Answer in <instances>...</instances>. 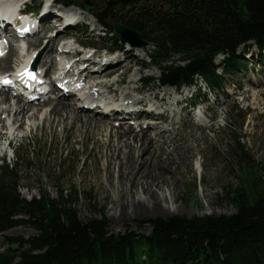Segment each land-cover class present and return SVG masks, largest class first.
Wrapping results in <instances>:
<instances>
[{
	"label": "trees",
	"instance_id": "obj_1",
	"mask_svg": "<svg viewBox=\"0 0 264 264\" xmlns=\"http://www.w3.org/2000/svg\"><path fill=\"white\" fill-rule=\"evenodd\" d=\"M41 1L35 0L28 10L39 12ZM55 3L72 7L88 5L89 0ZM155 4L125 12L118 7L95 8L92 14L103 26L102 40L114 36V41H108L113 52L126 46L115 35L114 23L141 34L145 49L149 47L145 51L149 61L160 73L152 81L163 86L183 88L202 79L220 97L241 66L237 58L248 55L253 46L264 53V0H156ZM218 56L224 59L216 64ZM198 58L202 63L189 74L187 65ZM229 108L228 154L232 163L235 159L250 166L254 161L240 143L246 116L236 105ZM25 153L23 148H13L15 163L4 162L0 168V236L16 226H29L37 234L28 240H11L9 249L0 253V264H264V183L256 174L227 192L235 209L232 216H174L151 221L149 234L109 235L105 214L81 220L76 210L81 193L74 186L63 190L58 199L22 197L18 175Z\"/></svg>",
	"mask_w": 264,
	"mask_h": 264
},
{
	"label": "rangeland",
	"instance_id": "obj_2",
	"mask_svg": "<svg viewBox=\"0 0 264 264\" xmlns=\"http://www.w3.org/2000/svg\"><path fill=\"white\" fill-rule=\"evenodd\" d=\"M51 1L45 0L43 3V5L46 3L45 7L43 6L44 12L40 13H43L41 16L45 14L48 18L43 21L39 33L29 39L28 49L24 48L19 54L14 55L17 52L16 50L11 49L8 52L7 44L4 46L6 50L1 55L3 58L0 59V76L4 74L3 71L10 69L20 68V71L24 72L36 58H40L39 67H42L43 64H47L46 67H49L50 60L45 53L46 48L50 45L52 37L59 36L60 28H65L62 35H60V40L71 36L69 41L73 45L71 50L79 49L77 42L96 43L101 49L108 44V41H114V36L106 37L105 41L102 40L104 35L103 26L93 19L92 14L95 5L99 6L96 7L98 9L106 8L111 5L110 2H113V0H89V5L93 4L90 11L80 9L84 13L79 21H67L68 24H64L66 22L63 21L61 26H57V19H63L64 15L59 10L60 6H54ZM47 2H51V4ZM48 7H50L49 11H47ZM117 7H119V4ZM110 9L114 10L116 6ZM119 9L124 12L126 10L125 8ZM54 16L55 20L52 22L53 24H50V20ZM82 29L87 31L83 33ZM73 39L76 40V43ZM5 40H7L6 37L0 38V45H3ZM10 44L14 45V42ZM249 44L253 45V43ZM24 45L25 43L21 46L24 47ZM34 50L37 51L34 52ZM14 51L16 52L14 53ZM99 51L100 59L109 58L112 61L107 62L105 60L104 63L109 65L105 69H101L100 72L98 71V78H92L89 81L114 82L116 79H124L125 81L132 78L138 81L145 79L142 83L141 81L136 83V86H142L147 90H155L157 86L164 89L156 82L146 84L148 79L157 78L159 72L155 68L147 69L150 64L141 50L133 51V54L131 52H127L126 55L116 53L112 56L103 49ZM239 54L242 53L239 52ZM29 56L32 57V60L26 62ZM56 57L61 64L68 63L66 57L57 55ZM69 57V60L74 58L72 55H69ZM178 58L177 56L175 60H178ZM222 60L223 58L218 57L215 60L216 64H219ZM116 61L120 64L119 66L115 65ZM237 63L241 66L231 75L232 86L220 97L216 98L214 94H211L205 88V83L202 80L197 81L195 88L181 90L184 92L182 96L188 100L193 96H197L196 99L200 100L206 95L209 96V102L199 105L195 112H192V108L189 107V111L182 114V117L174 118V120L170 118V121L173 122H160L159 127L174 131V129H178L181 125L184 126L187 122L195 121L197 123L201 121L204 123V128L200 129L198 126H192L187 129V126L190 125H186L178 133V137L175 136L174 141L177 142V147L175 146L174 155L168 157L165 154L167 148L159 154L151 151L145 152L143 157L146 163L141 168L139 165L137 169L134 168L137 175L136 188L139 187L138 189L134 187V182H129L127 179L124 181L125 184L121 186L120 171L116 168L114 160L109 158L112 151H108V142L105 143L108 139L102 136L101 133L107 126L105 123L89 121L92 125L88 127V132L85 129L77 130L78 127L73 126L70 121L65 124L51 125L47 121L43 122L50 105H45L43 108H46V111L41 112L33 108L32 105L41 106L34 102L29 106L30 111L26 119L23 120L24 124L22 122L17 124L16 122L15 125L13 124L14 119L12 117L8 118V115L4 114L7 129L2 126L6 135L0 141V168L4 165V162L10 166L15 163L13 148H23L26 151L25 162H19V172L21 173L18 175L22 188L20 190L21 196L28 200L32 198L40 199L44 195H50L51 198L58 199L63 190L70 191L71 187L74 186L81 193L79 197L81 203L76 208L79 211L81 220L97 219L105 214L109 224V235L128 232L149 234L151 231L149 223L151 221L168 219L174 216H186L188 218L206 215L232 216L235 209L232 202L227 198L229 189L239 187L243 180L246 181L252 178L253 174H256L257 178L264 183V53L254 46L248 55L237 58ZM51 68L50 76H55L57 66H51ZM113 70H116L114 75L110 74ZM106 74H109V76H106ZM48 86L56 88L54 84L49 83ZM126 89L125 92L131 91L128 88ZM59 94L54 95L51 92L49 95L53 98L59 97ZM111 99L118 100L119 98L113 97ZM70 100L74 101L72 97ZM120 101L122 102V100ZM25 102L23 101V103ZM74 102L75 105L79 103ZM232 104L239 107L242 111L241 116H246L243 124V137L240 143L251 158V162L254 161V164H250V166H242L235 159L232 163V159L228 154L231 146L228 145L229 142L226 139L230 135L225 131V124L230 110L229 107ZM98 108L102 109L101 107ZM179 109L178 107L175 110L179 111ZM130 111L145 114L143 108L137 109L134 107ZM199 111L203 113V117L198 116ZM92 114L101 116V113L97 112ZM115 115L112 117V121L120 122L121 118H118L117 114ZM129 120L131 121V119ZM141 121L147 123L153 120L144 117L141 118ZM30 143H32L31 146H29ZM168 150H170L169 147ZM125 152L127 151L123 149V154ZM182 152L184 153L182 157L186 159H184L185 162L182 165H179L183 159L179 160L177 157ZM138 154L139 152L134 149L132 156L137 158ZM117 163L120 166L124 164L123 167H127L125 168L127 170L133 166L135 167L136 164L131 165L120 160ZM255 164L260 166L259 169H256ZM250 169L251 172H248ZM147 175L149 178H146L145 184L147 182L152 184L151 186H154L153 188L159 194L162 191L156 188L157 178H160L159 181H163L162 177H165L172 182L171 191L175 193H173L174 197L176 195L174 201L176 210L173 213L144 211L136 217H129L130 210L121 209L122 198L129 201L137 200L140 193L143 192L138 179ZM166 187L167 185H164V190ZM123 192L127 193L124 197L122 196ZM84 193L87 194L82 195ZM120 215H122V218H120ZM36 234V231L29 226H16L10 229L0 236V253L9 249L11 240H28Z\"/></svg>",
	"mask_w": 264,
	"mask_h": 264
},
{
	"label": "bare ground",
	"instance_id": "obj_3",
	"mask_svg": "<svg viewBox=\"0 0 264 264\" xmlns=\"http://www.w3.org/2000/svg\"><path fill=\"white\" fill-rule=\"evenodd\" d=\"M1 5L12 8L14 2L4 0L0 4V7ZM59 10L62 12L61 13L62 15L68 18L81 17V15L84 13L82 10H80V8H76V7H70L67 9L60 7ZM56 16L60 18L58 15ZM54 20H55V16L53 17L52 20H50V24ZM57 20H58L57 26H61L63 23V19L60 18ZM2 26L3 24H0V30H2L1 29ZM58 33L59 36H55L50 39V45L48 46V48H46V52H45L50 60L49 61L50 66L46 67L47 64H43V67L47 68L46 69L47 76H50L52 70L51 66L52 67L57 66V71L55 76H50V79L48 80L47 78L46 81H50L52 85L54 84L56 86V88H52L54 94L56 92H59L60 90L59 87L61 86H63L66 90H70L71 92H75L77 88H79V86H83L82 92L84 94H87V98L89 100L88 102L89 106L84 104L83 106L81 105L82 107H75V102L70 100L71 98L69 97L67 91L64 93L59 92L61 95L59 94L60 95L59 97H53L54 99L51 97L50 99L49 98L46 99L40 96L34 103L39 104L41 106H36V105H32V106L37 111L39 110L43 112L46 111V108L43 107L45 105H50L49 106L50 109L48 108L47 110L48 113L47 115L44 116L43 122L47 121L51 125L65 124L67 121H70V123L73 126H76V128L78 127L77 130L79 129L81 131L85 129L86 132L89 131L88 127L92 125L89 121H93L94 123L95 122L105 123L107 126H109V127L105 126L106 128L101 133L102 136H105V138L108 139V141H106L105 143L108 142V151L109 150L112 151V155H109V158L114 160L116 168H118L120 171L121 174L120 178L122 179L120 182L121 186L125 184L124 181L127 179V181L129 182L130 181L134 182V187L136 188L137 175L135 174L136 170H134V168L137 169L138 165L141 168L146 163L145 158L143 157L145 152L151 151L159 154L165 151V149L167 148L165 154H167L168 157L170 155H174V152L176 151L175 146L177 147V142L174 141L176 139L175 136H177L178 133L182 131L186 125H190L187 126V129L192 126L194 127L198 126L200 129L204 128V123H202L201 121L197 123H195V121L187 122V124H185L184 126L181 125L178 129H174V131L172 130L170 131L163 127H159L160 122L167 123L170 121V118H172L173 120L174 118L177 117L180 118L182 117V114H185L187 112L185 105H183L184 103L183 96L181 97V99L177 100L176 102L173 101V99L171 98V95L173 93L172 89L166 87H164V89H161L160 87L157 86L155 90H150V89L147 90L142 86L141 87L136 86L138 80L134 78L128 81H125L124 79H116L114 82H108L103 80L91 82L89 80L92 77H90L89 75L83 76L84 74L82 72L79 75H75L73 70L79 64L78 61L73 62L71 65L62 66L58 58L56 57V55L62 57H66L67 55L66 53H63L62 49H60V46L62 45V41H64L63 39L60 40V35H62L63 30H59ZM35 51L37 50H34V52ZM31 59L32 57L29 56L26 62L30 61ZM79 59H82V57H79ZM100 60L102 61L104 59H100ZM111 61L112 60H109L108 62ZM99 66H100V61H98L97 59L96 60L90 59L89 64L87 65V69L89 70L90 68L92 69L98 68ZM19 70L21 69L19 68ZM59 73L71 75V81L59 78ZM106 76H109V74H106ZM125 86H127L126 88L130 89L131 91L125 92V90H127ZM35 94L41 95L42 92H40L36 88ZM182 94H184V92ZM0 96H2L0 98V107H1L0 108V127H1L0 141H1L2 137L6 135L5 130L2 129V126L6 127L5 129H7L4 114H7L8 118L12 117L15 120V122L13 120V124L15 125L16 122L17 124H19L20 122L23 123L24 122L23 120H25L29 114L30 111L29 106L31 105V103L29 102L30 100L23 103L22 97H17V95L12 96L7 92L0 91ZM110 97L111 98L118 97L119 99L117 101L122 100V104L125 105V108L133 104H137L144 109L145 114H142V112L140 114L134 113V111H130V108H128V109H123L122 111L121 110L116 111L113 114L94 116L92 113L95 111L91 109L92 106L91 104L98 102L95 105V107L97 108L96 111L100 112L101 109H99L98 107H101V105L105 102H112L113 99H111ZM47 100L48 102H46ZM152 102L165 109V112L161 117H153V113L150 111L152 107L151 105ZM175 104H177L178 107L179 105H182L181 111H175L173 107ZM2 106H4L5 108ZM115 114L118 115L117 116L118 118H121L120 122L112 121V117L116 116ZM144 117H148L153 121L142 123L141 118ZM129 119H131V121ZM97 125H95V127H97ZM166 145L167 147H165ZM168 147L170 148V150H168ZM123 149L127 151L124 154H123ZM134 149L139 152L137 158L135 156L134 157L132 156ZM182 155H184L183 152L181 153V155L180 154L178 155L179 157H177L179 160L183 159V161L180 162L179 165H182L185 162L184 159H186L183 158ZM119 160L121 162L124 161L126 163H130L131 165L135 163L136 164L135 167L133 166L132 168H129V170H127L125 169L127 167L125 168L123 167L124 164H122L121 166L118 165L117 162ZM146 178H149V176L148 175L141 176L140 179H138L140 180L143 192L140 193L137 200L129 201L122 198L121 209L130 210L129 217L130 216L136 217L138 214H142L144 211H150V212L163 211L167 213H173L176 210L174 207V201L176 195L174 197L175 193L171 191L170 186L172 182L165 177H162L163 181H159L158 179L160 178H157L156 188L162 191L159 194V192H157V190L153 188L154 186H151L152 184H150L149 182L145 184ZM164 185H167L165 190H164ZM125 195H127V193L123 192L122 196L124 197ZM120 218H122V215H120Z\"/></svg>",
	"mask_w": 264,
	"mask_h": 264
},
{
	"label": "water",
	"instance_id": "obj_4",
	"mask_svg": "<svg viewBox=\"0 0 264 264\" xmlns=\"http://www.w3.org/2000/svg\"><path fill=\"white\" fill-rule=\"evenodd\" d=\"M144 1L146 3H151L153 0H119L121 3V7L125 6H135L138 2ZM78 7L83 8L86 11L90 10V7L78 5ZM115 25V32L121 37L122 40L131 44L133 47H142L144 43L140 40V34L137 32L132 31L130 28H125L121 24H114ZM202 59H197L190 63L187 67L189 73H194L197 71L198 66L200 65Z\"/></svg>",
	"mask_w": 264,
	"mask_h": 264
},
{
	"label": "snow or ice",
	"instance_id": "obj_5",
	"mask_svg": "<svg viewBox=\"0 0 264 264\" xmlns=\"http://www.w3.org/2000/svg\"><path fill=\"white\" fill-rule=\"evenodd\" d=\"M0 54H2V51H0ZM25 76L28 78H34V75L31 71L22 74V78ZM4 83H9V81H4Z\"/></svg>",
	"mask_w": 264,
	"mask_h": 264
}]
</instances>
